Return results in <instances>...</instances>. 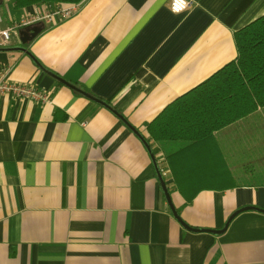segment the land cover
Masks as SVG:
<instances>
[{
    "label": "crops",
    "instance_id": "0c3cea01",
    "mask_svg": "<svg viewBox=\"0 0 264 264\" xmlns=\"http://www.w3.org/2000/svg\"><path fill=\"white\" fill-rule=\"evenodd\" d=\"M192 1L176 14L170 0H84L0 47L1 74L50 97H0V264H264V106L169 162L184 143L149 141L179 219L129 128L147 141L146 124L264 15V0ZM44 10L0 0L1 26Z\"/></svg>",
    "mask_w": 264,
    "mask_h": 264
},
{
    "label": "trees",
    "instance_id": "16d2710c",
    "mask_svg": "<svg viewBox=\"0 0 264 264\" xmlns=\"http://www.w3.org/2000/svg\"><path fill=\"white\" fill-rule=\"evenodd\" d=\"M82 1L14 0V6L48 8ZM233 39L234 59L173 99L146 124L149 147V141L184 143L178 151L165 155L166 162L180 150L206 141L215 131L264 106V15L236 30ZM179 186L190 196L201 188H211L210 184L195 190H190L188 184Z\"/></svg>",
    "mask_w": 264,
    "mask_h": 264
},
{
    "label": "built area",
    "instance_id": "2783aa9c",
    "mask_svg": "<svg viewBox=\"0 0 264 264\" xmlns=\"http://www.w3.org/2000/svg\"><path fill=\"white\" fill-rule=\"evenodd\" d=\"M192 0H170L169 9L172 13H181L192 5ZM179 6V11H174V7ZM79 4H57L52 7L45 8L40 13H33L32 15L14 23L10 27L1 26L0 13V47H6L11 42L12 35L19 29H23L29 25L36 23H53L62 21L71 17L77 11ZM10 95L15 99H32L40 103L49 102L48 93L36 88L33 85L25 83H16L8 81L3 74L0 73V97Z\"/></svg>",
    "mask_w": 264,
    "mask_h": 264
},
{
    "label": "water",
    "instance_id": "95a60500",
    "mask_svg": "<svg viewBox=\"0 0 264 264\" xmlns=\"http://www.w3.org/2000/svg\"><path fill=\"white\" fill-rule=\"evenodd\" d=\"M43 29V24L42 23H36V24H33V25H29L23 29H21L19 31V39H20V43L22 45L28 43L29 41H31L36 35H38L41 30ZM10 50H20V51H26V49L23 47V46H20V47H16V48H11ZM55 78H57L58 80H60L61 82H64L66 83L65 81H63L62 79L58 78L55 76ZM68 85V83H66ZM88 96V95H86ZM89 98L95 100L96 102L106 106L108 109L112 110L116 115H118L119 118L122 119L121 115H119L115 110H113L109 105H107L106 103H104L103 101L101 100H98V99H95L91 96H88ZM129 126V125H128ZM129 128L143 141L146 149L148 150V152L150 153L151 155V158L153 159V163H154V166H155V171H156V175H157V178L159 180V183H160V186L162 188V191L164 193V196H165V199L166 201L168 202L169 204V207L174 215V217H176L177 219H179L178 217V214L176 213L175 209L173 208V206L171 205V202H170V197H169V193H168V190L166 188V185H165V182H164V179H163V176H162V173L160 171V169L158 168V166L156 165V162L154 161V157L151 153V150H150V147L148 145V142L143 138V136L134 128H132L131 126H129ZM247 208H252V209H257L255 207H245L244 209H247ZM242 210V209H241ZM260 211H263L264 210H261V209H258ZM181 222V221H180ZM182 223V222H181ZM184 226H186L184 223H182ZM216 233L220 232V231H214Z\"/></svg>",
    "mask_w": 264,
    "mask_h": 264
},
{
    "label": "clouds",
    "instance_id": "9594fccd",
    "mask_svg": "<svg viewBox=\"0 0 264 264\" xmlns=\"http://www.w3.org/2000/svg\"><path fill=\"white\" fill-rule=\"evenodd\" d=\"M174 11H179L180 10V8H179V6H176V7H174V9H173Z\"/></svg>",
    "mask_w": 264,
    "mask_h": 264
}]
</instances>
